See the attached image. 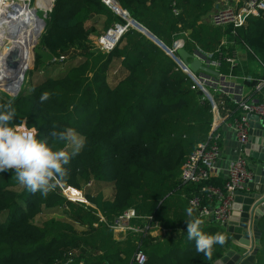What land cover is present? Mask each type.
<instances>
[{
	"label": "trees",
	"instance_id": "trees-1",
	"mask_svg": "<svg viewBox=\"0 0 264 264\" xmlns=\"http://www.w3.org/2000/svg\"><path fill=\"white\" fill-rule=\"evenodd\" d=\"M116 1L170 49L181 38L188 52H215L232 32L203 22L217 0ZM120 7L114 8L123 14ZM101 18L104 35L115 24H127L102 0H55L35 51L43 74L13 102L14 123L36 128L38 138L55 126L72 128L83 139L62 183L82 189L93 182L85 196L94 207L69 203L65 211L66 200L56 189L32 194L12 178L14 170L0 172V264H137L139 251L147 255L146 264H214L231 239L216 223L202 225L205 233H223L227 240L215 246L211 260L195 251L187 238L186 208L200 186L180 181L182 164L208 139L210 107L173 59L140 31L129 27L111 52L102 53L91 32ZM238 33L264 62V20L250 17ZM69 52L66 62L51 66ZM45 91L52 95L41 103ZM230 110L240 114L232 104ZM49 142L69 153L74 149L51 137ZM130 208L148 219L135 225L151 228L116 238L111 226ZM257 264H264V250Z\"/></svg>",
	"mask_w": 264,
	"mask_h": 264
},
{
	"label": "built area",
	"instance_id": "built-area-1",
	"mask_svg": "<svg viewBox=\"0 0 264 264\" xmlns=\"http://www.w3.org/2000/svg\"><path fill=\"white\" fill-rule=\"evenodd\" d=\"M102 1L109 8L120 7L116 0ZM18 2V0H0V32L8 31L9 33L6 34H12L11 31L14 28L9 25L23 22L25 23L23 27L26 28H23V33L19 37L33 39L35 37L34 27L29 28L31 21L34 18L40 21L39 12L43 13L45 18H49L53 12L55 0H46L37 5L36 3L35 5L31 3L23 5ZM121 10L124 11L122 8ZM31 12H33L32 15ZM250 17L264 20V0H236L232 3H218L210 17V25L223 30L231 28L232 32L221 39L218 50L215 52H206L198 47L193 52L187 51L193 57L189 60L190 63L196 59L201 63L202 68L216 75L203 69L197 72L189 69L177 54L180 49H185L184 39H176L172 49L169 48L171 58L190 80L192 91L198 94L201 103L210 107L212 114L211 130L207 141L198 144L188 155L180 172L181 183L188 186H200V194L191 197L188 203L189 207L195 209L194 215L204 220L203 225L216 223L222 226L225 224L233 213L234 193L236 191L249 192L248 185L254 182L255 178L249 168L252 161L247 156V150L252 137H255L252 133L258 130L256 125L259 123L264 129V62L238 33L247 25V19ZM128 28L127 24L125 26L115 24L107 34L96 39L97 48L102 53L111 52ZM41 33L40 31V35ZM111 35L114 38L110 43L107 39ZM31 48L28 51H31ZM239 49L244 50L251 61L258 65L257 69L251 72L244 68L240 69ZM231 104L238 107L239 115L231 114ZM224 125L232 128L237 141V156L225 170L219 167V161L222 158ZM262 152L264 153V146H262ZM224 172L225 178L223 179ZM216 179L222 180V186L214 184ZM92 186L93 182H89L86 187L79 189L61 182L56 190L66 200L63 210H69V203L94 207L85 196V189ZM100 217L102 221H105L101 214ZM137 220L146 221L148 219L138 216L136 210L130 208L115 219L111 228L117 236H125L128 232L143 233L151 228L148 225L143 228L135 225L134 221ZM152 229L162 236L167 234L166 230L158 226ZM135 261L137 264H146L148 257L144 252L139 251L135 255Z\"/></svg>",
	"mask_w": 264,
	"mask_h": 264
},
{
	"label": "clouds",
	"instance_id": "clouds-1",
	"mask_svg": "<svg viewBox=\"0 0 264 264\" xmlns=\"http://www.w3.org/2000/svg\"><path fill=\"white\" fill-rule=\"evenodd\" d=\"M51 93L43 92L41 103L50 99ZM16 109L13 101L0 103V172L14 170L13 179L32 194L47 196L65 180L68 175L66 165L83 147V139L72 128L57 131L55 126L48 136L38 138L36 128L26 122L14 123ZM55 141L74 145L71 153L64 148H55L49 142ZM193 207L186 208L187 238L195 243V251L211 260L216 245L223 246L226 236L223 233L207 234L202 230L204 220L194 216Z\"/></svg>",
	"mask_w": 264,
	"mask_h": 264
},
{
	"label": "water",
	"instance_id": "water-1",
	"mask_svg": "<svg viewBox=\"0 0 264 264\" xmlns=\"http://www.w3.org/2000/svg\"><path fill=\"white\" fill-rule=\"evenodd\" d=\"M110 9L115 13L114 8L110 7ZM118 16L126 21L127 26L140 31L172 57L169 54L170 49L137 21L129 15H127L128 19L121 15ZM177 54L191 71L197 72L199 69H203L216 75V73L202 68L201 63L196 59L190 63L189 60L193 57L185 49H180ZM23 95L25 92L19 91L13 94L12 98L9 97L7 101L14 102ZM0 97L3 96L0 95ZM256 127L258 130L252 133L255 137H252L247 150V156L252 161L249 168L254 173V182L248 185L249 192L236 191L234 193L233 213L229 220L221 226L230 237L231 246L214 264H256L257 256L264 246V153L262 152L264 129L259 123Z\"/></svg>",
	"mask_w": 264,
	"mask_h": 264
},
{
	"label": "rangeland",
	"instance_id": "rangeland-1",
	"mask_svg": "<svg viewBox=\"0 0 264 264\" xmlns=\"http://www.w3.org/2000/svg\"><path fill=\"white\" fill-rule=\"evenodd\" d=\"M42 1L44 0H38V3H41ZM33 5H35L34 2ZM111 11L114 15L118 16L116 13H114L113 10ZM38 17L40 20V27H42L43 25L44 26L42 30L40 27H38L37 29H35V31H33L34 33L36 32V30H40L42 32L34 48L31 45L29 47H20L16 48L17 50H14L11 47L14 44V38L11 37V34H6L9 33L8 31H5L6 33L0 32V95L3 97H7L6 99H8L9 97L12 98V94L17 93L18 90H20V92L30 93L33 86L37 83V81L43 74V71L35 65V51L39 47L41 39L46 32L48 18H45L43 13L41 12L38 13ZM91 32L92 39L94 41L104 36L103 28L100 25L97 28H92ZM9 48L10 50H8ZM29 48H31V51H28ZM71 54L72 52L65 54L64 57L61 58L63 60L58 59L54 61L51 66L60 65L62 64L61 61H63V63L66 62L70 58ZM251 66L255 69L258 68V65L256 63L252 64ZM7 68H12L14 72L12 74L16 73L17 77L11 79L10 74H8ZM78 230L81 234L84 233L81 227L78 228ZM122 236L123 235H119L118 237L121 238Z\"/></svg>",
	"mask_w": 264,
	"mask_h": 264
},
{
	"label": "crops",
	"instance_id": "crops-1",
	"mask_svg": "<svg viewBox=\"0 0 264 264\" xmlns=\"http://www.w3.org/2000/svg\"><path fill=\"white\" fill-rule=\"evenodd\" d=\"M223 2H230L232 3V1L229 0H217V2L214 5V8L217 7L218 3H223ZM214 8L209 12L208 15H206L205 17H203V22L210 24V17L212 15V13L214 12ZM123 14H120L121 16L125 17V18H129L127 16V14L122 11ZM104 22V19L101 18L98 22V24L95 25H91V27L93 26V28H97L99 25L101 26V24ZM239 57L241 59V68L240 69H245L246 71H252L255 70V68H252V64H254V62H252L248 55L245 53L244 50L239 49ZM222 134H223V141H222V158L219 161V167L223 170H225L229 163L231 161H233L236 158V149H237V141L235 138V134L232 130V128H230L229 126L224 125L223 129H222ZM72 145V144H71ZM222 178H225V172L222 175ZM220 177V179H222ZM116 238H119L117 235H115ZM262 250H264V246H262ZM258 263V256H257V260H256V264Z\"/></svg>",
	"mask_w": 264,
	"mask_h": 264
},
{
	"label": "bare ground",
	"instance_id": "bare-ground-1",
	"mask_svg": "<svg viewBox=\"0 0 264 264\" xmlns=\"http://www.w3.org/2000/svg\"><path fill=\"white\" fill-rule=\"evenodd\" d=\"M19 2L18 3H21V4H28V3H31V5H33V2L34 3H36V5L37 4H40V3H38V0H18ZM46 0H44V1H42L41 3H43V2H45ZM115 7V6H114ZM113 7V8H114ZM114 10H115V13L116 14H118V10L116 9V8H114ZM32 13L33 12H31V15H32ZM34 15V14H33ZM118 15H120V14H118ZM31 17V16H30ZM24 21V20H23ZM40 21H36V18H34V20H32L31 21V23H30V25H29V28H32V27H34V29H33V31H35V29H37L38 27H40V23H39ZM42 22V21H41ZM23 22H21V23H18V24H10V26H13V30L11 31L12 32V34H11V37H13L14 38V44L11 46L12 47V49H14V50H17L16 48H20V47H29V46H34L36 43H37V41H38V35H40V30H36V32L34 33L35 34V37L33 38V39H28V38H20L19 36H21L22 35V33H23V28H26V27H23V26H25V23H23ZM0 25H1V23H0ZM9 26V27H10ZM1 27V26H0ZM41 29H42V27H41ZM30 31H32L31 29H29ZM29 35V34H28ZM113 38H114V36L113 35H111V36H109L108 37V39H107V41L108 42H113ZM5 46V45H4ZM19 46V47H18ZM2 48V47H1ZM7 49V48H6ZM8 50H10V48L8 49ZM8 69V74H10V76H11V79H14V78H16L17 77V74L15 73V74H12V73H14L13 72V69L12 68H7ZM2 84V83H1ZM3 84H5V83H3ZM20 90H18V92H19Z\"/></svg>",
	"mask_w": 264,
	"mask_h": 264
}]
</instances>
